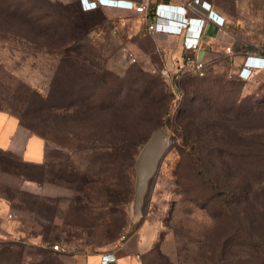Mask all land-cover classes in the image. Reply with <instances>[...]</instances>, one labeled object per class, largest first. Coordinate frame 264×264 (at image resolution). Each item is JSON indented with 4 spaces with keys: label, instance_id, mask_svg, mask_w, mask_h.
Segmentation results:
<instances>
[{
    "label": "rangeland",
    "instance_id": "374dc122",
    "mask_svg": "<svg viewBox=\"0 0 264 264\" xmlns=\"http://www.w3.org/2000/svg\"><path fill=\"white\" fill-rule=\"evenodd\" d=\"M82 1L0 0V128L19 123L0 149V197L19 227L85 256L145 225L156 242L144 264H264V63L247 73L236 57L248 43L264 53V5L174 101ZM156 128L169 144L137 203L136 163ZM28 133L54 148L45 164L22 159ZM6 250L29 264L67 255Z\"/></svg>",
    "mask_w": 264,
    "mask_h": 264
},
{
    "label": "crops",
    "instance_id": "0c3cea01",
    "mask_svg": "<svg viewBox=\"0 0 264 264\" xmlns=\"http://www.w3.org/2000/svg\"><path fill=\"white\" fill-rule=\"evenodd\" d=\"M135 4L149 1L155 8V14L178 21L189 20L190 24L182 34L167 35L148 30L149 18L142 13L126 8L100 7L94 12L102 16L103 27L125 49L138 54V65L146 72L152 67H165L174 74L176 65L183 55L195 53L207 65L213 63L219 55L226 53L231 39L252 32L254 22L262 16L260 6L264 0H131ZM190 5V6H188ZM89 10V9H88ZM255 35V34H254ZM244 46V48H242ZM239 46L242 48L238 60L240 69L245 66L255 67L264 63V53L252 43ZM226 50V51H225ZM228 54V53H227ZM162 78L160 75H156ZM19 123L14 117H8L5 127L0 128V149L11 150L14 133H18ZM21 147V157L27 163L43 165L47 162V152L54 149L39 134H27ZM156 242V235L151 227L141 226L130 235H125L112 249L102 253L67 254L53 251L51 244L41 234L28 235L19 227V222L10 203L0 197V264H29L27 252H20L18 262L13 255L6 257V247H34L46 254H67L64 264H144L143 257ZM67 258V259H66ZM103 260H106L103 263Z\"/></svg>",
    "mask_w": 264,
    "mask_h": 264
},
{
    "label": "built area",
    "instance_id": "2783aa9c",
    "mask_svg": "<svg viewBox=\"0 0 264 264\" xmlns=\"http://www.w3.org/2000/svg\"><path fill=\"white\" fill-rule=\"evenodd\" d=\"M82 2L85 4L84 0ZM85 6L87 10L93 7H115L131 9L135 12L142 13L149 18L150 23L148 25V30L153 33L179 36L182 34L183 29L190 24L189 20L178 21L155 14V8L150 5L149 1H140L138 4H135L131 0H87V5L85 4ZM125 56L131 64L138 63L139 61V57H137L136 53L131 49H125ZM258 65L255 67L245 65L241 68V70L251 73L256 69L264 67L260 66V68H258ZM150 71L153 74L160 75L164 79H168L170 92L176 99H179L181 94H178L176 91L179 89L180 81L186 77L205 76L207 71V62L199 59L195 53L191 52L183 55L181 61L176 65L175 72L172 75L169 70L163 66L152 67ZM124 237L125 236H123L121 240H123ZM51 248L57 250L58 245L52 244ZM105 261L106 260H103V263Z\"/></svg>",
    "mask_w": 264,
    "mask_h": 264
},
{
    "label": "water",
    "instance_id": "95a60500",
    "mask_svg": "<svg viewBox=\"0 0 264 264\" xmlns=\"http://www.w3.org/2000/svg\"><path fill=\"white\" fill-rule=\"evenodd\" d=\"M168 144L169 139L167 135L161 128H156L144 145L136 163L137 186L135 190V200L137 203L139 202L147 186L148 180L153 175L157 163L162 157Z\"/></svg>",
    "mask_w": 264,
    "mask_h": 264
},
{
    "label": "trees",
    "instance_id": "16d2710c",
    "mask_svg": "<svg viewBox=\"0 0 264 264\" xmlns=\"http://www.w3.org/2000/svg\"><path fill=\"white\" fill-rule=\"evenodd\" d=\"M98 8H100V7H93V8H91V9H89L88 10V13H91V14H93V15H99L100 17H101V19H102V16L99 14V13H96V12H94V10H96V9H98ZM157 75V74H156ZM186 78H188V77H186ZM191 78V77H190ZM185 79V78H184ZM184 79H182V80H184ZM174 97V96H173ZM175 98V97H174ZM173 98V99H174ZM177 99H175L174 101H176ZM155 251L157 252V255H159V257H162V255H161V253H160V251L159 250H157L156 248H155Z\"/></svg>",
    "mask_w": 264,
    "mask_h": 264
},
{
    "label": "snow or ice",
    "instance_id": "6c2138e0",
    "mask_svg": "<svg viewBox=\"0 0 264 264\" xmlns=\"http://www.w3.org/2000/svg\"><path fill=\"white\" fill-rule=\"evenodd\" d=\"M85 4L87 5V0H84Z\"/></svg>",
    "mask_w": 264,
    "mask_h": 264
}]
</instances>
